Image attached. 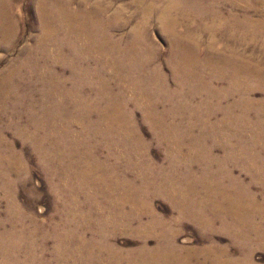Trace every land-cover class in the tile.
Segmentation results:
<instances>
[{"label": "rangeland", "instance_id": "rangeland-1", "mask_svg": "<svg viewBox=\"0 0 264 264\" xmlns=\"http://www.w3.org/2000/svg\"><path fill=\"white\" fill-rule=\"evenodd\" d=\"M186 1L0 0V264H264V6Z\"/></svg>", "mask_w": 264, "mask_h": 264}, {"label": "bare ground", "instance_id": "bare-ground-1", "mask_svg": "<svg viewBox=\"0 0 264 264\" xmlns=\"http://www.w3.org/2000/svg\"><path fill=\"white\" fill-rule=\"evenodd\" d=\"M184 1V3L186 2L187 3V1L186 0H183ZM172 2V1H171ZM197 1H195V2H193V3H196ZM237 2H240V3H247V4H250L251 5V7H252V4H254V2H259V3H262V6H264V0H237ZM63 3V2H62ZM42 5V4H41ZM62 6V5H61ZM42 7H43V5H42ZM45 7V6H44ZM59 7H60V5H59ZM64 9V8H63ZM178 9V8H177ZM179 10V9H178ZM190 11V10H189ZM188 12V11H187ZM192 12V11H191ZM175 13V12H174ZM71 14V13H70ZM97 14V13H96ZM177 14H179V13H177ZM182 13H180L179 15H181ZM184 14V17H185V19H188L189 21H191V19H192V16H189V15H187V14H189V13H183ZM66 15V14H65ZM99 14H97V16H98ZM235 16V15H234ZM61 17H62V19L66 22L65 24V26H66V28H67V32H69V33H74L75 32V27L73 26L74 25V20H77V19H75V16H64V15H61ZM179 17V16H178ZM214 17L215 18H218L217 16H216V14H214ZM214 17H210L209 19H211L209 22H208V24H213L214 23ZM92 18H94V22L96 23V24H98L97 23V19L99 18V16L98 17H96V16H92ZM91 18V19H92ZM175 18H177V17H175ZM174 18V19H175ZM180 19H182V17L180 16L179 17ZM246 18H248L247 16H244V18L242 17V18H238V20L240 19L241 21H244V19H246ZM231 19H233V17H226V18H224V20H222L223 22H226V21H228V20H231ZM250 19V18H249ZM0 20H2V18L0 19ZM248 20V19H247ZM216 21H219V19H217ZM246 21V20H245ZM249 21L250 20H248L247 22H245L246 24L247 23H249ZM253 22V21H252ZM0 23H3V22H0ZM205 22H203L202 23V25L204 24ZM243 23V22H242ZM241 23V24H242ZM250 23H251V21H250ZM249 23V24H250ZM239 24V23H238ZM252 24H254V23H251V25ZM240 25V24H239ZM76 26V25H75ZM77 27V26H76ZM1 28V27H0ZM65 28V27H64ZM203 28V27H202ZM263 31V30H262ZM208 32V31H207ZM256 33V32H255ZM264 34V32L262 33V35ZM199 35V34H198ZM187 36H190L188 33L187 34H185V35H183V36H180L181 37V39L179 40V44H180V49H179V58H182V60H184L186 63H191L189 66H187L186 67V70H187V72L190 74V72H192V70L190 71L188 68H191L192 69V64L195 62V58H194V56L192 55V48H191V45H194V43H192V41H190L189 40V38L187 39V38H185V37H187ZM211 36V35H210ZM255 36V35H254ZM260 36V35H259ZM258 36V37H259ZM85 37H86V39H87V41H88V43H90L91 44V38H90V36H87V35H85ZM256 37H257V35H256ZM260 37H263L264 38V36H260ZM104 43L105 42H107V41H103ZM89 45V44H88ZM99 48V51H100V54H102V55H107V57H109V60H108V62L110 63V65L112 66V63L114 62V60L113 59H110V56L107 54V51H104V50H102L101 49V47H98ZM129 50H131V52H133L134 53V50L132 49V48H130V49H128V51ZM208 52H209V54H210V59H211V62L212 63H215L216 61H218V60H223V58L221 57V56H219V55H217V54H215L214 53V50H212V48L211 47H208ZM212 55L214 56V55H216V57H218V58H214V57H212ZM233 55V58H224V60L225 61H223L222 63H221V65H223V66H226V67H230V68H232L235 72H237L238 71V68L240 69V72H242V74L243 75H245L246 77H248L249 76V71L251 70V69H253L254 71L255 70H258V71H260V70H262V71H260V73L261 74H264V69H262V68H260V67H255V68H251L249 65H246V64H241V63H239V61H237V57H235L234 56V54H232ZM237 58V59H236ZM208 59H209V56H207V60H206V63H207V61H208ZM202 65L204 66V63L202 62ZM118 66V65H117ZM117 66L116 67H113L112 66V68L114 69V68H117ZM138 68V67H137ZM117 71V70H116ZM239 72V73H240ZM257 78H259V76L257 77ZM157 80V79H156ZM157 81H159V80H157ZM157 258H165L166 259V256L165 255H159Z\"/></svg>", "mask_w": 264, "mask_h": 264}]
</instances>
